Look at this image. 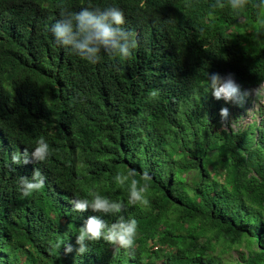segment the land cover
Wrapping results in <instances>:
<instances>
[{"label": "trees", "instance_id": "1", "mask_svg": "<svg viewBox=\"0 0 264 264\" xmlns=\"http://www.w3.org/2000/svg\"><path fill=\"white\" fill-rule=\"evenodd\" d=\"M123 1L126 15L138 19L125 16L131 21L122 26L137 41L132 55L101 53L93 65L68 49L70 67L48 60L49 46L35 31L42 0H0V75L8 82L0 93V264H264V113L221 127L222 106L204 88L218 69L200 48L244 58L236 74L243 86L264 81V0H249L240 12L228 0L223 8L196 0L206 28L187 31L194 41L175 62L160 31L141 27L156 0ZM4 104L20 107L19 130L2 122ZM41 137L49 159L12 164L13 154L31 151ZM34 168L45 187L24 197L18 178H30ZM127 168L141 183L145 171L151 177L150 205L122 213L137 222L134 252L100 240L77 255L75 237L88 216L109 224L116 217L75 212L71 201L98 193L127 202L128 185L114 179ZM60 239L72 244L71 253L57 250Z\"/></svg>", "mask_w": 264, "mask_h": 264}, {"label": "clouds", "instance_id": "2", "mask_svg": "<svg viewBox=\"0 0 264 264\" xmlns=\"http://www.w3.org/2000/svg\"><path fill=\"white\" fill-rule=\"evenodd\" d=\"M114 6L82 7L75 5L71 0H42L37 11L35 31L42 36L43 44H48L47 58L55 60L58 66L67 63L71 67V56L68 49L89 64H97L101 61V53L109 56L128 59L133 49L137 47L134 33L125 30L122 26L129 21H137L129 12L126 15L124 7L128 5L123 0H113ZM120 4V5H119ZM249 0H228V6L234 12H240L247 8ZM122 5V6H121ZM116 6V7H115ZM223 8V0H217V4ZM146 11H150L141 18L144 24L141 26L148 30L156 29L163 35L162 49L173 62L179 57L186 47L191 46L187 40L194 41L189 29L195 31L196 25L206 28V16L204 10L196 7V0H156ZM125 16L131 20H126ZM202 45V44H201ZM263 47V45H262ZM209 62L217 68L218 72L210 73L204 84L205 90L219 101L222 108L219 110L221 127L228 128L232 121L229 120L231 103L243 102L245 88L238 80L236 74L243 66L242 58L234 62L220 52L221 49L211 46H202ZM262 56L260 54L257 57ZM255 56L251 55V58ZM51 64V63H50ZM248 69L249 67L246 66ZM0 75V93L8 89V82ZM238 83V85L236 84ZM252 85L257 86L263 84ZM13 92V89L12 91ZM155 95V93H153ZM22 111L18 105L4 104L1 120L9 128L19 130L23 125ZM53 155L49 143L43 138L36 141L35 147L29 151L17 152L11 156L12 164L26 165L29 163H41ZM137 170L127 168L125 172H118L115 182L120 186L128 185L129 195L127 202L123 199L113 201L98 193H90L91 198L76 197L71 201L72 210L83 213L91 210L105 216L116 217L115 222L108 223L97 215L88 216L84 224L79 228L75 237V252L82 256L89 251V244L103 240L109 245L126 250L130 254L134 252L137 237V222L135 219H125L122 213L131 206L148 207L150 201L146 194L149 191L151 177L145 171L142 181L136 179ZM46 177L39 168H34L31 177L19 176L18 186L20 194L29 197L34 192L45 187ZM64 246L65 254L71 253V243L60 239L56 242L59 250Z\"/></svg>", "mask_w": 264, "mask_h": 264}, {"label": "rangeland", "instance_id": "3", "mask_svg": "<svg viewBox=\"0 0 264 264\" xmlns=\"http://www.w3.org/2000/svg\"><path fill=\"white\" fill-rule=\"evenodd\" d=\"M238 85V83H236ZM243 102L240 104L231 103L229 120L230 127L237 128L252 122L259 121L264 113V83L257 86L245 88Z\"/></svg>", "mask_w": 264, "mask_h": 264}]
</instances>
